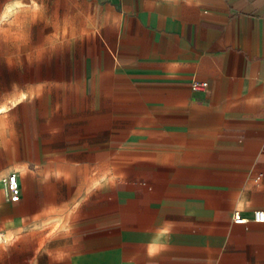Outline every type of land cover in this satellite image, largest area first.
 Listing matches in <instances>:
<instances>
[{
  "label": "crops",
  "instance_id": "obj_1",
  "mask_svg": "<svg viewBox=\"0 0 264 264\" xmlns=\"http://www.w3.org/2000/svg\"><path fill=\"white\" fill-rule=\"evenodd\" d=\"M1 108L0 264H264V0H0Z\"/></svg>",
  "mask_w": 264,
  "mask_h": 264
},
{
  "label": "built area",
  "instance_id": "obj_2",
  "mask_svg": "<svg viewBox=\"0 0 264 264\" xmlns=\"http://www.w3.org/2000/svg\"><path fill=\"white\" fill-rule=\"evenodd\" d=\"M203 83H194V89L198 87H204ZM0 185H3L6 191V195L11 202H18L21 199L22 189L17 172H11L7 175L0 173ZM253 219L257 222H264V210L257 209L254 211ZM231 220L235 223L244 224L249 221L244 217L239 210L235 211L231 217Z\"/></svg>",
  "mask_w": 264,
  "mask_h": 264
},
{
  "label": "bare ground",
  "instance_id": "obj_3",
  "mask_svg": "<svg viewBox=\"0 0 264 264\" xmlns=\"http://www.w3.org/2000/svg\"><path fill=\"white\" fill-rule=\"evenodd\" d=\"M5 109L4 108H1L0 109V113H2ZM12 238H10L9 236H6V235H1L0 236V242H6V241H11Z\"/></svg>",
  "mask_w": 264,
  "mask_h": 264
},
{
  "label": "rangeland",
  "instance_id": "obj_4",
  "mask_svg": "<svg viewBox=\"0 0 264 264\" xmlns=\"http://www.w3.org/2000/svg\"><path fill=\"white\" fill-rule=\"evenodd\" d=\"M11 236H16V235L14 234V235H11Z\"/></svg>",
  "mask_w": 264,
  "mask_h": 264
}]
</instances>
